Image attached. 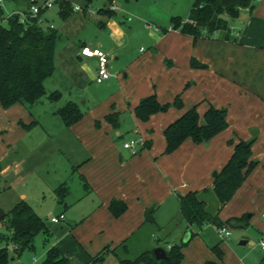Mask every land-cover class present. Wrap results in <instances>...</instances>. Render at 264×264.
Instances as JSON below:
<instances>
[{
	"label": "rangeland",
	"instance_id": "rangeland-1",
	"mask_svg": "<svg viewBox=\"0 0 264 264\" xmlns=\"http://www.w3.org/2000/svg\"><path fill=\"white\" fill-rule=\"evenodd\" d=\"M71 1L73 6L83 7L86 4L85 0ZM194 2L195 0H115L118 6L115 19L122 21L126 31V35L120 42L109 37L110 30L104 25L107 17L99 12L105 0H94L88 7L87 16L82 10H76L65 19L60 15L58 4L43 14L45 23L53 24L62 33L57 45L58 54L77 45L79 40L88 43L106 41L105 48L110 50L112 57L111 74L121 73L122 78L124 74L128 75V78L124 79L125 84L128 86L132 83L131 81H134V84L140 86V90H119L123 86L120 84L121 77H113L112 85L108 87H104L103 83L92 81L84 90L80 86L75 90H62L64 95L59 99L57 96L59 91L55 90L59 88V85L56 77L52 76L44 82L46 95L36 103H17L8 109L2 107L1 110L4 112L2 121H5L6 131L0 128V149L3 146L0 150L3 151L0 154V165L5 168L10 164L16 166L18 171L15 173V170L11 169L10 172L1 176L0 209L9 214L15 205L26 200L44 219L50 230L48 236L43 232L36 236L32 249L25 250L20 256L12 253L11 257H15L13 264H42L49 248L57 245L56 243L61 240L64 244L72 240V225L77 222L69 223L68 220L69 217L80 214L77 212L80 210L79 205H70L64 209L63 205L57 201L55 188L63 181L71 184L73 189L76 188L73 194L78 195L75 184L79 178L77 174H73L74 168L71 164L72 161H76V155L83 153L81 143L74 136L68 131L59 132V128L65 127H63L61 117L55 112L70 99H75L83 112H88L96 106L103 109L105 106L117 105L125 97L128 101L135 95L144 94L142 97H145L148 91L143 90L145 80L142 75L135 77L137 64L127 67L140 55L151 53L153 50L154 40L149 35L148 30L150 29L146 26H150L153 31L158 27L162 30L168 29L173 17H180L183 20L189 17ZM115 3L107 4V10L115 11ZM255 3L256 9L252 14L248 9H244L240 18L232 21L233 34L240 33L247 27L246 38L243 40L245 44L238 46L232 42L221 46V49H225L230 56L234 57L233 62L227 65L219 60L214 67L218 72L211 68L197 76L196 74L189 75L188 82L191 84L187 86V89L179 86V93L182 92L186 107L193 101L201 102V107L208 101L215 106L225 107L228 111L230 129L246 134L251 133V129L258 128L251 123L261 117L264 111V0H255ZM25 5V0H3L5 18L3 23L7 24L10 13L22 11ZM89 12H93L90 18ZM75 13L77 15L73 16ZM218 36L220 33H215V37ZM237 39H239L238 36ZM95 43L92 44L93 47ZM116 55L120 56L118 60L115 58ZM255 56L258 57L257 63L253 62ZM185 76L186 74L184 78ZM157 81H155L156 89L168 96V90L171 89L162 81ZM184 90L187 91L184 92ZM70 91L72 96H69ZM149 92L150 90L147 93ZM118 93L121 97L117 96ZM179 111L175 110V114ZM127 115L123 114L122 117L121 114L119 115L122 135L117 137L116 134V140H120L121 145H124L125 139L132 137L135 131ZM34 118L39 123L29 130L24 123ZM201 121L203 122L202 118ZM251 183L253 186L246 187ZM243 184L245 186L242 185L236 191L232 200L220 212V218L230 230L228 239L220 235L219 227L208 222L202 228L190 225L194 236L189 244L184 246L182 239L189 224L180 214L181 205L176 197L174 201L169 200L165 205L158 206L153 212L154 220L145 222L144 231L138 235L139 238L144 239V243L140 244L142 246L137 244V239L127 244L129 248H132V254L129 257H136L144 251L145 247L154 251V247L167 249V245L172 243L182 247L184 252L182 262L195 258L204 264L211 261L229 264L231 257L227 256V252L224 250V253L220 255L213 248L217 245L221 248L230 245L243 257L246 264H260V260L264 257V250L261 246V241L264 240V216H262L264 208L261 207V202L264 201V183L260 180L256 183L247 180ZM206 199L209 211L215 213L219 202L211 189ZM62 211L67 216V220L59 223L53 222L52 217ZM238 214L246 216L247 226L239 227L226 223ZM250 214L252 216H249ZM8 233L6 225L0 221V236ZM157 238H160V244L156 241ZM242 241L246 243L242 244ZM2 243L4 244L0 240V244ZM107 250L114 251L117 247L113 250L108 246ZM126 255L120 248L117 255L109 254L104 264H119L120 259ZM35 258H37L36 262Z\"/></svg>",
	"mask_w": 264,
	"mask_h": 264
},
{
	"label": "crops",
	"instance_id": "crops-1",
	"mask_svg": "<svg viewBox=\"0 0 264 264\" xmlns=\"http://www.w3.org/2000/svg\"><path fill=\"white\" fill-rule=\"evenodd\" d=\"M115 6V11H117V3H115ZM77 10H82L83 14L87 16L88 11L85 12L82 8ZM92 14L93 12H89V18ZM75 15L77 14L75 13L73 16ZM115 16L116 14L112 17L106 16L107 20L104 22V25L110 30L109 37L120 42L126 35V31L122 25V21L115 19ZM172 26V20L170 27L165 30L158 27L155 32L151 30L150 26H146L150 29L148 30L149 35L154 40L153 50L151 53L140 55L127 67L129 68L133 64H137L135 77L136 75H142L143 80H145L143 90H150L149 93L147 91L145 94L149 95L156 92L161 102H171L177 95H181L183 100L182 92L179 93V86L187 89V86L191 84V82H188L189 75L196 74L195 76H197L199 73L211 68L216 72L217 70L214 67L216 66L215 63H218L219 60L227 63V65L233 62L234 57L230 56L225 49H221V46L231 44L232 42L238 46L244 45L243 40L246 38L247 31L246 27L240 33L233 34L234 24H232V37L235 38L234 41L201 38L195 42L191 36L182 34ZM236 35L239 39H236ZM105 42L97 41L93 43H95L94 47H100L108 54L110 58L109 69H111L112 57L110 50L105 48ZM93 43L79 40L77 45L72 44L74 46L67 48L62 54H58V51H56L55 70L50 77H56L59 88L55 90L61 93L60 98H63L64 95L62 90H75L79 86L84 90V88H87L89 82H97L95 80L98 70L97 59L95 57L83 56L80 52L82 46H93ZM115 58L118 60L120 56L116 55ZM192 58L206 63L208 68H193L191 66ZM253 62H258L257 56H255ZM113 77H121L120 84L123 86L119 90H140V86L134 84V81H131L132 83L127 86L125 80L128 78V75L124 74L122 78L121 73L111 74L107 80L100 83H103L104 87H108L112 85L111 79ZM157 80L162 81L164 85H167L171 89L168 90V96H165L156 89L155 81ZM69 94V96L73 95L71 91ZM143 95H135L130 101L125 97L121 103L119 102V104L112 107L105 106L103 109H99L96 106L88 112H83L84 117L77 123L67 126L62 121L63 127L67 130L65 128L58 129L60 130L59 132L65 133L68 131V133L74 136L81 143V152L83 154L76 155V161H72L71 164L74 168L73 174H77L79 178L77 184H75L79 192L78 195L73 194V190L76 191V188L73 189V186L67 181H63L62 184L55 188L57 201L60 205H63L64 209L70 207V205H79L80 210L77 212L80 214H75L73 217H69L70 219L68 220L69 223L77 222L72 225V240L70 239V242L67 241L65 244L61 240L54 246L77 257L83 263H86L90 259V256L97 255L103 248L108 246L113 250L114 247H117V250H115L117 252L121 248L124 254L125 251H129L130 254L126 255V257H129L132 254V248H129L127 244L137 239V244L142 246L140 244L144 243V239L142 237L139 238L138 235L144 231L146 221L154 220V210L158 206L165 205L169 200L174 201L176 197L180 201V197L191 190H202L212 187L215 178L214 172H219L228 162L233 153L234 145L241 139L250 140L254 138L252 157L258 161L257 166L247 177L245 183L247 180H251L254 183L260 180L264 183V111L261 117L251 123V125L259 128H257L258 132L256 135H253L252 132L246 134L231 130L229 123V126L225 130L209 141L197 144L188 138L177 150L172 153H165L166 140L164 129L195 104H198L200 119L202 118L204 122L203 115L210 105L213 104L208 101V103L201 107V102L193 101L192 104L186 107L183 101V108L171 107L167 112L154 114L149 120L143 121L137 118L135 114V107L143 98ZM117 96L121 97L119 93ZM69 101L79 104L75 99H70ZM2 107L0 103V128L5 132V121H2V118H4V112L1 110ZM177 109L180 111L175 114V110ZM113 112H118L119 115L121 114V117L123 114H128L129 116L127 115V117L131 124L133 123L134 135L129 139H125L124 143L131 139L141 138L145 140L147 144L146 148L133 153L130 149L121 145L120 140H116V134L117 137H121L122 135L120 132L121 120L118 117V125H114L106 119V116ZM38 123L39 121L34 118L30 119L28 123H24V125L29 130H32ZM2 145H4L3 142ZM2 152L0 151V154ZM11 169L15 170V173L18 171L16 166L9 164L7 167L2 168L0 165V182L1 176L4 173L10 172ZM251 186H253V183L248 184L246 187ZM114 200L121 201L127 205L126 211L120 216H115L110 209V205ZM179 204L181 205V202ZM261 205L264 208V201L261 202ZM148 208H152L151 220H146L145 213ZM179 211L181 214V209ZM61 214H64V218L55 223L67 220L64 211L56 216ZM241 216V214H238L235 217ZM249 216H252V214ZM262 216H264V212ZM190 231L192 232L189 224L188 230L182 239L183 242H188L187 244H189L194 236V232H192V237L187 240L190 237L188 235ZM156 241L159 244L161 243L160 238H157ZM170 245L174 246L172 243H169L166 251L169 250ZM219 248L222 254L225 250L227 256L231 257L229 264H246L243 261V257L235 252L230 245L222 247L223 249ZM145 250L153 249L145 247ZM109 254L115 255V252L110 251L106 255V259ZM179 264L204 263L199 259L193 258L189 261H181ZM205 264L219 263L211 261Z\"/></svg>",
	"mask_w": 264,
	"mask_h": 264
},
{
	"label": "trees",
	"instance_id": "trees-1",
	"mask_svg": "<svg viewBox=\"0 0 264 264\" xmlns=\"http://www.w3.org/2000/svg\"><path fill=\"white\" fill-rule=\"evenodd\" d=\"M28 1L25 0L26 5L23 7L25 11L28 8ZM85 1L86 4L82 9L87 12L94 0ZM114 1L105 0L106 5L99 8V12L107 17L114 16L116 11L106 8L107 4H112ZM57 4L60 6V15L63 18L66 19L74 13L71 0H58ZM243 9H249L253 13L256 9L255 0H195L188 19L173 17L172 27L184 35L191 36L195 42L201 38L234 41L231 23L240 17ZM44 12L42 11L41 15ZM4 20V9L0 2V103L5 108L16 103L34 104L46 95L44 82L55 70V55L62 35L56 28L41 26L38 23V17L28 16L26 23H22L20 15L16 13L8 16L7 24L3 23ZM215 33H220V36L215 37ZM191 66L208 68L206 63L196 58H192ZM57 96L60 98L61 93L59 92ZM183 106L181 95H177L171 102H161L157 93L153 92L140 100L135 107V114L140 120L146 121L154 114L167 112L171 107L181 109ZM56 113L67 126L77 123L84 117L79 104L73 101L58 108ZM118 117L119 113L113 112L107 115L106 119L118 125ZM200 117L198 104H195L164 129L165 153L177 150L188 138L197 144L209 141L229 126L228 111L225 107L210 105L203 115L204 122H201ZM253 142L254 138L241 139L234 145L230 159L214 178L211 188L191 190L180 197L181 214L190 225H196L199 228L208 222L217 227L226 225L220 218L221 210L258 164V161L252 157ZM146 146L145 142L141 149ZM210 189L219 202L215 213L208 209L206 196ZM110 209L115 216H120L126 211L127 205L114 200ZM246 219L243 215L230 218L226 223L245 227L248 224ZM0 221L4 222L9 231L8 234L0 236L1 242H4L0 244V264H13L15 257H11L12 253L20 256L25 250L34 247L35 238L39 233L43 232L47 236L50 234L44 219L26 200L20 201L9 214L0 217ZM188 235L191 238L193 233L190 231ZM187 243L183 242V245ZM213 249L222 255L218 245ZM112 252H115V255L118 254L115 250ZM108 253L105 247L83 263L77 257L53 246L48 249L42 264H103ZM125 254L129 255L130 252L125 251ZM167 254L168 261L158 260L153 250H145L134 258L127 256L120 259L119 264H179L184 257L181 246H172ZM261 264H264V257Z\"/></svg>",
	"mask_w": 264,
	"mask_h": 264
},
{
	"label": "built area",
	"instance_id": "built-area-1",
	"mask_svg": "<svg viewBox=\"0 0 264 264\" xmlns=\"http://www.w3.org/2000/svg\"><path fill=\"white\" fill-rule=\"evenodd\" d=\"M3 0H0L2 2ZM58 0H29L28 1V8L27 10H20V11H13L10 13L9 16H12L13 14H19L20 15V21L22 23H26L27 17H38V23L43 26L44 28H55L53 24L47 25L45 23V18L43 15H41L42 11L47 12L50 8L54 7L55 4H57ZM82 7L80 5L74 6V10L81 9ZM44 12V13H45ZM81 54L86 57H95L98 61V70L96 74L95 80L97 82H103L107 80L111 76V72L109 69V62L110 58L108 54L100 47H93L90 45H84L81 47L80 50ZM145 140L138 138V139H131L124 143V147L127 149H130L133 153L139 152L141 148L144 146ZM64 218V214H61L59 216L52 217L53 222H58ZM219 233L224 238L230 237V230L226 227H219ZM262 249L264 250V240L261 241ZM172 248V245L169 246V249ZM36 260V258H35Z\"/></svg>",
	"mask_w": 264,
	"mask_h": 264
},
{
	"label": "water",
	"instance_id": "water-1",
	"mask_svg": "<svg viewBox=\"0 0 264 264\" xmlns=\"http://www.w3.org/2000/svg\"><path fill=\"white\" fill-rule=\"evenodd\" d=\"M251 132H252L253 135H256L257 132H258V130H257V128H253L251 130ZM217 174H218L217 171L214 172V176L215 177L217 176ZM151 211H152V208H148L146 210V213H145L146 214V220H151ZM5 215H6V213L2 209H0V217H4ZM189 239H190V237L187 240H189ZM245 243H246V241H242V244H245ZM154 255H155V257L158 260H165V261H168L169 260V256L167 254V251L163 247H157V248H155Z\"/></svg>",
	"mask_w": 264,
	"mask_h": 264
}]
</instances>
